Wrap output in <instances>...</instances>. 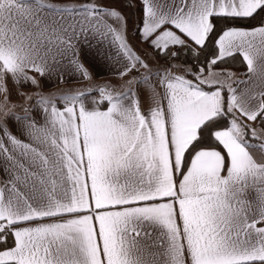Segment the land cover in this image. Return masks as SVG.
I'll return each mask as SVG.
<instances>
[{
  "label": "snow or ice",
  "instance_id": "snow-or-ice-1",
  "mask_svg": "<svg viewBox=\"0 0 264 264\" xmlns=\"http://www.w3.org/2000/svg\"><path fill=\"white\" fill-rule=\"evenodd\" d=\"M141 4L0 0V264H264V0Z\"/></svg>",
  "mask_w": 264,
  "mask_h": 264
},
{
  "label": "crops",
  "instance_id": "crops-1",
  "mask_svg": "<svg viewBox=\"0 0 264 264\" xmlns=\"http://www.w3.org/2000/svg\"><path fill=\"white\" fill-rule=\"evenodd\" d=\"M135 1L138 3V9H139V13L136 17V25H137V23L141 20L143 13L141 10L142 9L141 0H135ZM135 36L137 40L140 41L138 36L136 35V29H135ZM80 47H81L80 59L87 67H89V70L92 72V75H93V80L97 83H102V82L110 81V80L115 82V79L113 75L111 74V71L107 68H102V67L97 66L95 61L93 60L91 52L86 47H83V46H80ZM145 48L147 49V46ZM232 72H235L237 75H240L246 72V70L244 72H238V71H232ZM43 83L45 84L46 89L52 87V84L49 81H43ZM87 84H88L87 81H81L77 79L75 76H73L68 81L67 85H70L72 87H86ZM13 99L14 100L16 99L15 96L13 97ZM0 178H2V175H0Z\"/></svg>",
  "mask_w": 264,
  "mask_h": 264
},
{
  "label": "rangeland",
  "instance_id": "rangeland-1",
  "mask_svg": "<svg viewBox=\"0 0 264 264\" xmlns=\"http://www.w3.org/2000/svg\"><path fill=\"white\" fill-rule=\"evenodd\" d=\"M100 3L105 4H118L122 10L124 15L127 17L129 21L128 25V32L131 34L132 41H135L136 47L138 49L147 50L145 45H143L140 41L137 40L135 36V29H136V17L139 13L138 9V3L135 0H98ZM130 38V37H129ZM68 87H72L70 85H67Z\"/></svg>",
  "mask_w": 264,
  "mask_h": 264
},
{
  "label": "trees",
  "instance_id": "trees-1",
  "mask_svg": "<svg viewBox=\"0 0 264 264\" xmlns=\"http://www.w3.org/2000/svg\"><path fill=\"white\" fill-rule=\"evenodd\" d=\"M224 19L225 18H220L217 33L212 37L213 41L216 38H218V35L220 34V29H223L225 27L224 22H223ZM128 35L130 37V42L134 46H136L135 41H132L133 39L131 38L132 36H131L130 32H128ZM213 48H214V44L210 42L208 48L201 54V60H203L205 56H208L209 53L213 50ZM184 59H186V57L182 53L180 56V60L183 61ZM228 59H229V62L225 65H222V67H225L230 71L244 72L246 70V65L241 64L242 57L237 56L236 58H228ZM226 126H227V119H225L224 121L221 122V127H226Z\"/></svg>",
  "mask_w": 264,
  "mask_h": 264
}]
</instances>
